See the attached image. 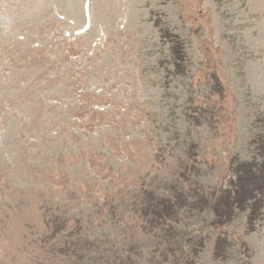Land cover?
Here are the masks:
<instances>
[{"label":"rangeland","instance_id":"374dc122","mask_svg":"<svg viewBox=\"0 0 264 264\" xmlns=\"http://www.w3.org/2000/svg\"><path fill=\"white\" fill-rule=\"evenodd\" d=\"M263 160L264 0H0V264H264Z\"/></svg>","mask_w":264,"mask_h":264},{"label":"trees","instance_id":"16d2710c","mask_svg":"<svg viewBox=\"0 0 264 264\" xmlns=\"http://www.w3.org/2000/svg\"><path fill=\"white\" fill-rule=\"evenodd\" d=\"M263 162H264V160H263ZM263 162H262V164H263ZM259 174H261V173H259ZM262 176H263V178H264V174H261ZM217 202V201H216ZM215 206H216V203H215V205H214V208H215Z\"/></svg>","mask_w":264,"mask_h":264}]
</instances>
